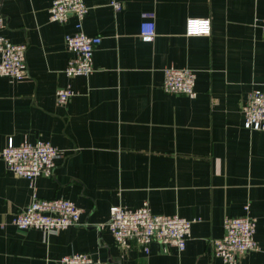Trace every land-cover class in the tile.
<instances>
[{
  "label": "crops",
  "instance_id": "1",
  "mask_svg": "<svg viewBox=\"0 0 264 264\" xmlns=\"http://www.w3.org/2000/svg\"><path fill=\"white\" fill-rule=\"evenodd\" d=\"M85 2L84 31L102 41L93 72L68 77L65 37L76 18L51 21L52 0H1L0 34L27 46L28 74L0 76V152L10 140H43L62 156L51 177L32 181L0 156V264H60L73 253L107 264H225L211 240L223 236L227 216L246 214L256 219L260 250L236 264H264V132L246 129L243 113L249 92L264 89V0ZM191 17L210 18L211 34L186 35ZM144 21L155 25L151 41ZM170 66L195 71V97L164 91ZM61 88L74 92L64 105ZM34 195L73 201L80 224L19 229L13 219ZM145 202L154 214L198 220L184 251L116 244L110 209Z\"/></svg>",
  "mask_w": 264,
  "mask_h": 264
},
{
  "label": "built area",
  "instance_id": "2",
  "mask_svg": "<svg viewBox=\"0 0 264 264\" xmlns=\"http://www.w3.org/2000/svg\"><path fill=\"white\" fill-rule=\"evenodd\" d=\"M116 10L119 3H113ZM89 12L85 0H52L49 8L50 20L67 24L70 17L76 18L75 31L65 37L67 49L72 54L64 70L68 77L88 76L93 70V57L101 37H90L84 31V19ZM5 17L1 11L0 33L5 28ZM212 31L210 18H189L186 21V35L209 36ZM153 21H144L141 35L146 41L155 37ZM264 38V22L262 24ZM25 44H15L0 34V76L21 80L28 74ZM196 73L188 68L167 67L164 70L163 89L175 95L195 97ZM70 88L57 91V102L64 105L73 97ZM244 127L249 130L264 132V89L249 92L243 106ZM6 167L16 175L30 181L39 175L51 177L56 161L61 158L60 149L51 143L38 140L35 143L24 141L15 145L12 140L0 152ZM246 212L249 206L245 207ZM82 210L73 201L66 198L42 199L33 196L31 203L13 219L19 229H41L44 232L60 231L77 226L81 221ZM180 215L154 214L147 202L137 209H128L117 205L110 209L107 227L117 245L127 247L133 243L148 249L153 242H159L168 248L184 251L191 236L193 223ZM256 219L249 214L241 217L227 216L224 219V234L219 239L211 240L213 254L225 264H236L248 253L260 250L255 237ZM60 264H107L86 253H73L61 258Z\"/></svg>",
  "mask_w": 264,
  "mask_h": 264
}]
</instances>
